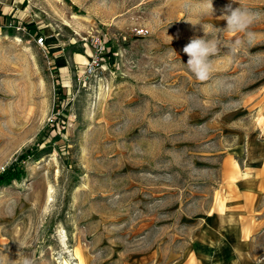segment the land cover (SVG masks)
Listing matches in <instances>:
<instances>
[{
  "label": "rangeland",
  "instance_id": "rangeland-1",
  "mask_svg": "<svg viewBox=\"0 0 264 264\" xmlns=\"http://www.w3.org/2000/svg\"><path fill=\"white\" fill-rule=\"evenodd\" d=\"M212 5L0 0V264H264V0Z\"/></svg>",
  "mask_w": 264,
  "mask_h": 264
},
{
  "label": "clouds",
  "instance_id": "clouds-1",
  "mask_svg": "<svg viewBox=\"0 0 264 264\" xmlns=\"http://www.w3.org/2000/svg\"><path fill=\"white\" fill-rule=\"evenodd\" d=\"M233 2H235V0H233ZM206 3L207 12L213 14L214 9L212 0H206ZM225 12L228 13L224 15V17L227 25L226 29L229 32L245 33L253 23L254 15L247 9L240 7L233 9L232 5L228 4L225 8ZM239 43V40L236 41L237 45H239ZM183 52L188 56L186 67L194 75L195 79L201 82L207 81L211 74L210 57L218 52V44L204 37H194L184 46ZM18 256H22V252L18 253ZM21 264H33V261L28 257H24Z\"/></svg>",
  "mask_w": 264,
  "mask_h": 264
},
{
  "label": "built area",
  "instance_id": "built-area-1",
  "mask_svg": "<svg viewBox=\"0 0 264 264\" xmlns=\"http://www.w3.org/2000/svg\"><path fill=\"white\" fill-rule=\"evenodd\" d=\"M43 37H39L37 40H36V43L39 44L40 46L43 45ZM95 48H96V53L95 55L91 58L88 66H87V69H88V72H91L93 71L96 67H98L100 65V55L102 54V51H103V47H102V43L101 41H97L95 43Z\"/></svg>",
  "mask_w": 264,
  "mask_h": 264
},
{
  "label": "trees",
  "instance_id": "trees-1",
  "mask_svg": "<svg viewBox=\"0 0 264 264\" xmlns=\"http://www.w3.org/2000/svg\"><path fill=\"white\" fill-rule=\"evenodd\" d=\"M29 152L30 151L28 150L26 153H29ZM20 159H21V156H20ZM14 167L17 168V170L15 168H9V169L5 170V172L3 174L0 175V184L9 183L11 180H19L20 179L21 174H22L21 169L16 167V165Z\"/></svg>",
  "mask_w": 264,
  "mask_h": 264
},
{
  "label": "crops",
  "instance_id": "crops-1",
  "mask_svg": "<svg viewBox=\"0 0 264 264\" xmlns=\"http://www.w3.org/2000/svg\"><path fill=\"white\" fill-rule=\"evenodd\" d=\"M3 10V8L0 6V11H2ZM2 13V12H1ZM3 14V13H2Z\"/></svg>",
  "mask_w": 264,
  "mask_h": 264
}]
</instances>
